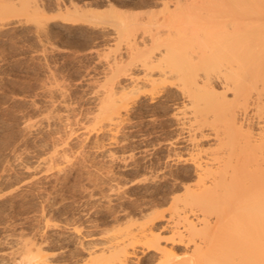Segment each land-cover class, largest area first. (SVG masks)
I'll return each mask as SVG.
<instances>
[{"label": "bare ground", "instance_id": "6f19581e", "mask_svg": "<svg viewBox=\"0 0 264 264\" xmlns=\"http://www.w3.org/2000/svg\"><path fill=\"white\" fill-rule=\"evenodd\" d=\"M38 1L0 0V30L16 27L28 15L40 31L41 17L47 11L41 13ZM139 1L136 4L144 8L138 11L112 4L102 12L78 5L63 10L69 13L63 15L66 21L88 18L95 22L98 18L100 23H112L117 42L121 44L122 40L125 44L123 51L119 48L121 52L107 54L102 81L99 83L98 79L95 90L89 91L96 110L93 113L92 109L94 115L90 113L91 121L90 115V123H85L82 130L87 137L106 130L110 141L107 144L115 147L138 104L165 105L175 100L170 117L177 134L169 140H175L173 145L176 140L180 142L168 164L180 167L184 176L170 182L167 213H153L158 208H150L152 200L141 201V205L137 204L141 218L136 214L134 219V213L121 226L118 220L119 227L99 239L87 234L90 238L81 241L78 248L85 253L80 263L264 264V0ZM58 2L55 3L59 8ZM151 151L144 145L140 152L151 155ZM109 153L116 158L111 156V150ZM49 163L51 170L52 161ZM154 184L148 183V190ZM75 227L74 232H80ZM23 238H15L22 241L14 240L18 247L12 248L20 249L13 248L16 251L12 254L9 247L11 261L3 262L15 263L17 257L13 255L18 253L22 258L18 264L56 263L51 260L54 252L51 256L45 247L43 252L42 240L39 245L34 238ZM74 261L79 262L77 258Z\"/></svg>", "mask_w": 264, "mask_h": 264}, {"label": "rangeland", "instance_id": "374dc122", "mask_svg": "<svg viewBox=\"0 0 264 264\" xmlns=\"http://www.w3.org/2000/svg\"><path fill=\"white\" fill-rule=\"evenodd\" d=\"M58 1L59 8L55 3L57 0L38 1L41 13L47 11L46 15L41 17L42 23L40 21L42 24L40 28L43 30L39 31V28L37 30L28 15L21 16V20L24 21L22 20L16 27L0 30V240H7L0 243L3 244V247L0 245V251H3L0 257H5L0 259V264L20 263L19 260L22 258L17 253L20 250L13 255L17 257V261L13 259L15 263L6 262L11 261L9 258H12V255L9 253L14 254V251L20 249L15 248L18 247L15 246V242L20 240L15 238L19 236L25 238L28 236L29 240L34 238L35 243L39 245L42 240L41 246L45 243L42 246L43 252L44 247L47 253L52 252L51 256L54 252L51 260L53 263L56 260L55 264L58 262L76 264L74 261L76 258L79 264L82 259L84 261L85 256V253L78 249L81 247V241L83 243L90 235L91 237L96 235L97 239L101 238L105 233L119 227V222L121 226L127 219L129 220L134 213V219L136 214L141 218L140 205L143 201H153L149 205L150 208L153 210L158 208L153 213H167L170 182L175 177L184 176L180 167L172 168L168 164L174 158L173 154L178 152L176 144L180 142L176 140V144L173 145L175 140L170 141L175 139L177 134L170 117L175 100L165 105L138 104L136 111L135 109L131 111L133 115H130L129 122L132 126H129V122L128 126L125 124L126 128L124 127L125 130L123 128L115 147L107 144L110 141L106 130L96 132V135L93 132L88 137L82 130L90 123L91 114L96 110L90 94L93 92L91 89L95 90L102 81L103 67L106 66L105 60L108 59L106 56L111 52L117 54L123 51L124 42L122 40L121 44L117 42L112 23L107 22V26L104 21L100 23L101 20L98 18L100 24L92 19L93 23L88 18L87 21L77 20L78 23L72 22L71 19L66 21L63 16L66 12L63 13V10L68 8L71 10L74 8L72 5L75 7L78 5L83 9L102 12L112 4L116 8L138 11L144 8L140 3L136 4L139 0ZM70 10L68 12H71ZM54 15H57L55 17L57 19L53 18ZM25 16H28V20ZM62 22L66 24L62 25ZM44 32H47V35ZM59 91L63 92L61 94L66 99ZM144 145L153 151L151 155L146 154L148 157L140 152ZM110 150L114 153L111 156L115 155L116 158L110 157ZM50 160L51 165L58 168L52 166V171L48 170ZM150 180L156 184L148 190ZM148 192L152 193L151 196ZM151 205H154L153 208ZM44 221L49 226H46ZM73 227L80 232L75 233ZM103 231L105 232L102 233ZM34 234L38 235L32 237ZM77 235L80 238L76 237ZM6 243H9L8 246ZM13 245L16 250H13ZM9 247L12 249L10 252ZM21 264H24L23 261Z\"/></svg>", "mask_w": 264, "mask_h": 264}]
</instances>
